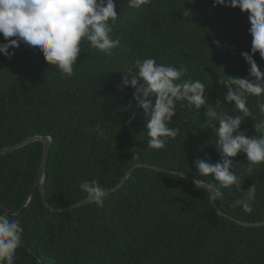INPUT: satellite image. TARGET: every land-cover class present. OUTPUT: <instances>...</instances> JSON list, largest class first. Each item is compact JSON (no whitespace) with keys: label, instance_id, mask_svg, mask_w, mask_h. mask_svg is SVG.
<instances>
[{"label":"trees","instance_id":"trees-1","mask_svg":"<svg viewBox=\"0 0 264 264\" xmlns=\"http://www.w3.org/2000/svg\"><path fill=\"white\" fill-rule=\"evenodd\" d=\"M114 3L119 18L112 38L120 45L108 57L82 42L71 78L62 79L26 44L9 47L10 59L0 54V149L35 136L51 138L44 189L52 209L86 199L79 188L82 181L96 179L110 191L135 165L161 170L136 168L102 207L89 203L54 213L36 190L25 209L10 217L24 230L14 264H264V225L242 227L220 217L206 192L171 173L199 179L196 159L219 162V125L208 126L207 107L194 110L178 103L168 125L180 129L178 136L153 151L147 148L148 117L135 108L134 90L121 86L135 60L152 57L160 64L187 67L181 79L201 81L219 115H239L225 102L227 89L219 80L249 77L241 57L251 52L247 14L214 6L213 0H152L141 11L127 8V0ZM184 11L190 15L185 17ZM6 42L0 35V44ZM253 58L264 71L259 54ZM258 100L264 102V97H249L252 117L240 125L248 137L261 135L254 127L264 121ZM133 111L136 118L128 123ZM42 152L43 145L33 142L0 156V212L21 211ZM232 160L241 191L235 185L222 189L215 204L236 221L263 222L264 163L249 175L245 155ZM253 184L252 213L232 207Z\"/></svg>","mask_w":264,"mask_h":264},{"label":"clouds","instance_id":"clouds-1","mask_svg":"<svg viewBox=\"0 0 264 264\" xmlns=\"http://www.w3.org/2000/svg\"><path fill=\"white\" fill-rule=\"evenodd\" d=\"M151 2L127 0V8L141 11ZM213 4L239 9L242 14H247L250 24L251 52L241 53L249 66V77L219 80L227 89L225 102L231 103L239 115H219L217 109L208 103L206 87L201 81L181 79L188 71L183 65L176 68L160 64L152 57L137 59L127 69V74H123L121 82L122 87L134 90L132 100L135 101V108L148 117L145 125L147 148L153 151L164 149L170 139L178 136L180 129L168 126L176 116L178 103L186 102L184 106L194 110L207 107L205 116L208 126L212 122L219 125L215 129V149L220 160L213 164L205 159H196L194 164L199 179H194L193 184L197 190L206 192L211 202L223 196L222 189L235 185L241 191V178L233 171L235 165L232 158L238 154L245 155L249 175L254 167L264 163V121L254 126L255 131L261 133L259 138L248 137L239 130L242 121L252 117L247 106L249 97H264V71L253 58L258 53L264 60V0H213ZM183 15L188 17L190 13L184 11ZM118 18L114 0H0V35L7 41L0 44V54L10 59L13 53L8 51L9 47L26 44L38 51L48 66L55 67L62 79L71 78L77 67L82 42L105 56L113 55V50L121 43L119 39L112 38ZM257 107L264 114V102L258 100ZM135 118L136 112L133 111L128 123ZM97 132L100 136L104 135L100 129ZM200 177H210L214 182ZM79 188L88 203L103 206L108 192L98 180L82 181ZM245 193L232 207L239 206L245 213L251 214L255 184ZM23 231L19 220L9 219L0 212V264H14L16 250L22 244Z\"/></svg>","mask_w":264,"mask_h":264},{"label":"water","instance_id":"water-1","mask_svg":"<svg viewBox=\"0 0 264 264\" xmlns=\"http://www.w3.org/2000/svg\"><path fill=\"white\" fill-rule=\"evenodd\" d=\"M33 142H40L42 145H43V152H42V159H41V163H40V167H39V171H38V175H37V178H36V181L31 189V191L29 192L26 200H25V203L21 209L20 212H12V211H9V210H6V215L9 217L11 216H16V215H19L24 209L25 207L28 205V203L30 202L33 194L35 193L36 190H39L41 195H42V198H43V202L44 204L46 205V207L48 209H50L51 212H54V213H64V212H68V211H71L73 209H76L80 206H83L85 204H89L87 202V198L84 199V200H81L71 206H68V207H65V208H61V209H52L48 206V204L46 203L45 201V179H46V164H47V160H48V152H49V148L51 146V143H52V140L50 137H43V136H35V137H32V138H29L25 141H22L21 143H18L14 146H9V147H5L3 149H0V156L1 155H5V154H8V153H11L15 150H18L30 143H33ZM149 168V169H152V170H156V171H160L161 169L160 168H157L155 166H148V165H143V164H138V165H135L133 166L129 171L126 172V174L124 175V177L121 179V181L116 185V187H114L113 189H111L110 191H107L108 192V195L110 193H113L115 192L116 190L120 189L125 183L126 181L129 179L131 173L136 169V168ZM173 173L174 175H179L180 177L182 178H187L190 182L193 183V178H190L188 176H186L185 174L183 173H177V172H171ZM211 206L212 208L215 210V212L217 213V215H219L220 217H223V218H226V219H229L230 221L232 222H235L236 224H238L239 226H242V227H260V226H263L264 225V221L263 222H260V223H243V222H240V221H236L235 219L233 218H230L226 215H224L220 210L219 208L217 207V205L215 204V201L214 202H211Z\"/></svg>","mask_w":264,"mask_h":264}]
</instances>
